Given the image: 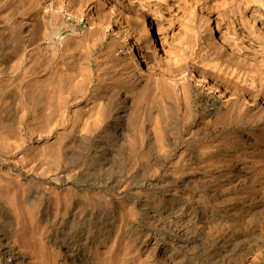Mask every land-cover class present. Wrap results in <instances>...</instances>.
Instances as JSON below:
<instances>
[{
  "label": "bare ground",
  "instance_id": "6f19581e",
  "mask_svg": "<svg viewBox=\"0 0 264 264\" xmlns=\"http://www.w3.org/2000/svg\"><path fill=\"white\" fill-rule=\"evenodd\" d=\"M254 42L264 43V0H0V218L9 209L23 224L13 247L0 220V264L120 263L116 232L91 231L107 196L59 186L85 175L62 161L93 147L92 171L103 169L99 160L128 152L152 160L145 182H183L227 199L237 212L231 251L244 264H264V64L251 77L241 68L242 49ZM217 99L219 107L209 109ZM216 128L235 140L216 135L185 144L198 130ZM110 139L118 147L100 146ZM191 161L199 168L185 175ZM73 203L86 216L66 209ZM54 204L72 218L63 234L49 233V219L37 211L45 205L53 216ZM170 216L163 224L178 229L181 220ZM191 230L201 239L195 255L225 262L217 252L227 236L222 219Z\"/></svg>",
  "mask_w": 264,
  "mask_h": 264
},
{
  "label": "rangeland",
  "instance_id": "374dc122",
  "mask_svg": "<svg viewBox=\"0 0 264 264\" xmlns=\"http://www.w3.org/2000/svg\"><path fill=\"white\" fill-rule=\"evenodd\" d=\"M83 25H84V23L82 24V26ZM259 44H257V42H254V44H252L251 46H248V48L246 47L247 46L246 45L242 49V51L244 52V53L241 52L244 55V56L242 55L243 56V59H244V64L242 65L241 68H243V70L245 69L244 70L245 72L252 73V74L249 73L250 75L247 73L248 74V77H251L253 75V73L255 74V73H258L259 71L261 72V69L263 68L262 65L264 64L263 63L264 62V46H263L264 43H261L260 45ZM261 45L263 46V48L261 47ZM257 47H258V50H257ZM260 49H263V50H260ZM253 50H255V51H253ZM262 51H263V53H262ZM258 52H260V54H257ZM252 54H253V56L254 55L255 56L254 57L251 56ZM247 59L248 60L250 59L249 60L250 61L249 63L246 62ZM253 61H254V63H253ZM255 63H256L257 66L255 65ZM249 69H250V71H248ZM252 70H253V72H252ZM219 105H220V100L217 99L216 102H215V104H214V106H209V109H211V108H217V107H219ZM203 109H204L203 105H200V106H198L196 108L195 111L198 113V112H202ZM196 123L193 125V127L195 129H199L200 130L201 127H203V124L200 122L202 124V126L200 124L201 127L198 128V125L199 124L196 125ZM216 129L209 130L206 133H202V132H200L198 130V135L196 136V138H188L189 140L187 139L186 142H185V144L186 145L187 144H189V145H191V144L192 145L201 144V143L205 142V140H207V141L208 140H211L216 135H218V139H220L222 142H227V141L235 140L234 137L231 138L230 136H228L226 134H224L225 135L224 136L223 133H222L221 128H216ZM127 133H129V132H127ZM201 134H202V136H201ZM203 134H204V137H203ZM230 139H232V140H230ZM103 142H102L103 144L100 145V146H104L106 144V145H109V146L118 147V145H119L118 142L113 141L112 139H110L109 141L108 140H103ZM179 146H180V144H178L174 148V152H176L179 149ZM94 149H96V148L93 147L92 150H94ZM92 150H90V151H92ZM90 151H87V152H85L83 154V156H80V158L82 157L81 159L80 158L79 159H69V160L62 161L63 166L65 165V167L67 169L77 170V169L82 168L84 170L83 173H85V175L79 177L76 180H72V181L69 180V181L62 182V183H60L59 186H60V188H65V186L66 187H72V188H74V189H76L77 191H80V192H84V191L100 192L103 195L105 194L104 195L105 197L107 196L105 198V200H104L103 205H102V209L104 211L103 210L101 211L102 214H100V216H99L100 218L97 217L99 219L95 218L93 220V221H95V227H93L91 231H93L95 233L94 234L95 236H96V232H101L103 234L106 231L108 232L109 230H110V232H114V233L116 232V234L118 235V239L120 238L119 241L121 242V248H123V251H122V249H120V254H119L120 255V263L119 264H181V263L182 264H185V263L186 264H215V263L209 262L208 259H207V256L205 254H196V255L194 254V251L198 247V245L200 244V240L201 239L199 237H197L196 235H194V233L192 232L191 229L194 227L195 224L196 225H200L202 222H204L205 220H209V219H214V220L216 219V221H219V220L222 219L223 223H226L227 224V230H226L227 236H225L224 240H221V242L219 244H217V252L222 257V259L225 261L222 264H230V263L231 264H234V262H235V264H244L243 257L238 256L237 254H236L237 255L236 256L235 253H234V251H231V248L229 247L230 246L229 243L231 241L229 239V235H230V233H232V230L229 227L231 225V220H234L236 218V216L234 217V215L237 214V212L235 213L234 210H231V205H228V204H230V202L227 199H223V200H218L217 201V199L214 198L213 194H206V193H204V191L202 189L198 188L197 186H195V187H197V188H195L193 185H186L183 182L181 184H179V185L167 184L165 182H162L163 184L162 183L156 184L155 181L145 182V179L147 180V178L149 176V173H151L150 172L151 169H149L148 166L151 165L152 160L151 159L146 160L147 159L146 157H141V158L140 157H136V156L130 155L128 152H121L119 154H116L115 153V155L113 154V157H111V156L109 158L107 157L108 158L107 160H109V161H107V160H105V161L99 160V164H101L100 166H103V169L100 172L92 171L93 168H91V166H88V165L94 163L95 161L92 158L93 154ZM115 160H117V161H115ZM150 161H151V163H150ZM106 162L107 163L109 162V163L107 164ZM116 162H117V165H116ZM134 162H135V164H134ZM169 162H170V160H168L166 162V165L169 164ZM191 162H194L195 164L193 163V165H190L191 163H187V165L189 167L186 166L184 168V170H183V173L185 175H187L188 173H191L192 172V170H193L192 169V166L193 167H198L199 166L196 161H191ZM118 165H119V167H118ZM85 166L86 167H90V169L89 170H85ZM75 168H77V169H75ZM104 168H106V170ZM107 168H108V170H107ZM163 171L164 170H162V172ZM198 171L201 172L199 169H198ZM86 173H88V174H86ZM97 174H98V176H97ZM206 175L208 176V174H206ZM86 176H88V177H86ZM121 179L125 180V183L123 182L121 184V186L123 184L124 185L126 184V187L124 189H123L124 185L121 187L120 184H119V182H120ZM205 179H208L209 180V176L207 178H205ZM144 184L145 185L147 184V185L145 186ZM247 185H250V182L247 183ZM105 186H106L107 189H105ZM142 186H143V188H142ZM127 188L129 190H126ZM193 188H195V189H193ZM137 191H139V192H137ZM159 191H161V192H159ZM209 191L210 192L212 191V193H213V188L212 187H209ZM182 192L185 193V194L183 195ZM196 192H198V193H196ZM108 195H110V196H108ZM161 195H162V197H161ZM193 196H195V197H193ZM204 197L207 198V199H204ZM172 198H174V199H172ZM208 199H210V200H208ZM196 200H198V201H196ZM215 200H216V202H215ZM204 202H206V203H204ZM212 203H213V205H212ZM73 204H74V206H73ZM73 204L68 205V207L66 209L68 211H70L72 214L74 213L77 216H81V215L84 216L85 214L82 213V211H86V209L82 205H80L79 203H73ZM117 204L119 205V207H117L118 206ZM174 204H176L177 206L174 205ZM189 204H190V206H189ZM217 204H219V205H217ZM104 205H105V207H104ZM44 206L45 205L39 206L38 209H37V211H39V217H40V219H42V220L45 219V218H46L45 220H48L49 219L48 222H47V224H46L49 227V228L47 227L48 231L50 230L49 233L52 232L51 234H55L56 233L55 231H57V233H62L63 234L66 226H68L69 222H71V219H72L71 216H68V215H66L65 217L62 216L63 206L58 205V204H54L53 205V216L52 215L50 216L47 211H51L52 209L51 210L50 209H47L46 206L44 208ZM182 206H184V207H182ZM162 207H163V209H162ZM125 208H126V210H124ZM172 208H173V210H172ZM45 209H47V210H45ZM226 209H228V210H226ZM8 210L9 209H7V212L6 213L4 212V214H2V216L0 218V220H1V231H2L3 235H5V236L9 234L8 236H6V238H8L9 245L10 246H13V247H17L15 245H17L16 242L19 241L18 239L20 238V236L22 234L23 224L21 223L22 222L21 220L16 219V216L11 214L12 213L11 210H9V211ZM199 210H200V212H199ZM203 211H204V213H203ZM192 212H194V213H192ZM233 212H234V214H232ZM113 213H114V215H113ZM118 213H119V216H118ZM168 213H170L173 216H175L179 221L181 220L180 223L178 222V224H177L178 225V229H179L178 232H181V233H178L176 231L178 229H175V230L174 229H169L166 226L165 223L163 224V222H165V219L167 218V216L169 217L168 219L171 218L170 214H168ZM40 214H42V215H40ZM225 214H227V215H225ZM46 215H48L50 218L48 216H46ZM222 215H223V218H222ZM42 216H44V217H42ZM110 216L113 217V220H112V217H110ZM120 216L122 218H120ZM5 217H6V219H4ZM12 219H14V220H12ZM127 219H128L129 222L127 221ZM192 219H194V220H192ZM64 220H66V221H64ZM118 220H120V221H118ZM156 220H157V222H156ZM49 221H51L50 224H49ZM124 221H126V222H124ZM109 223H110V225H109ZM126 223H127V225H126ZM188 223H190V224H188ZM135 224H136V226H135ZM160 224H162V225H160ZM54 225H57V227L54 226ZM137 225H138V227H137ZM134 227H135V229H134ZM145 227H148L147 230H146ZM54 229H56V230H54ZM115 229H116V231H115ZM117 229L120 231V234L118 233L119 231ZM4 230L6 232H4ZM53 230H54V232H53ZM75 230H76V228H75ZM131 231H133V232H131ZM177 233H178V235H177ZM132 234H133V236H131ZM159 234L161 235V237H160ZM186 234H188V235H186ZM154 239L155 240L157 239V240L155 241ZM122 241H123L124 244H122ZM190 241H193V242H190ZM88 242H90V240H88ZM154 242H155V245L156 246L154 245ZM169 243H171V244H169ZM85 245H86V247H89V243H86ZM126 246H127V248H126ZM169 246H171V247H169ZM124 251H125V254L126 255L123 253ZM160 252H161V254H160ZM129 253H132V254H129ZM121 254H123V255H121ZM105 255H106V253H105ZM180 255H181L182 258L180 257ZM106 256L108 257V255H106ZM205 256H206V259H205ZM233 256H234V259H233ZM235 257L239 258L240 260L237 259V258H235ZM191 259H194L195 261L194 260H191ZM135 262H137V263H135ZM226 262H229V263H226Z\"/></svg>",
  "mask_w": 264,
  "mask_h": 264
}]
</instances>
